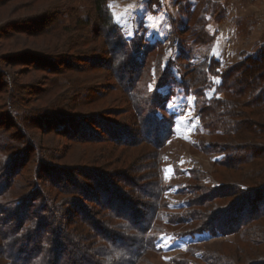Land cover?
<instances>
[{"label": "trees", "instance_id": "trees-1", "mask_svg": "<svg viewBox=\"0 0 264 264\" xmlns=\"http://www.w3.org/2000/svg\"><path fill=\"white\" fill-rule=\"evenodd\" d=\"M30 4L34 10L26 14L32 17L27 22L34 26L20 33L40 38L42 47L25 50L30 57L21 63H31L47 74L33 78L29 97L0 92L1 104L12 105L13 118L21 123L0 146V264H264V36L245 59L229 65L211 59L196 68V74L189 69L180 81L184 91L196 98L199 123L217 139L210 146L225 157L219 161L224 168L218 172L219 185L188 183L181 189L183 204L172 207L166 197L170 187L164 148L174 122L159 114L164 112L159 88L173 71L162 64L155 67L152 47L140 52L139 42L122 34L108 0ZM13 17L0 18V74L2 62L10 65L21 51L12 41L15 30H3L9 26L4 24L7 20L15 23ZM194 37L200 42L205 38L197 32ZM65 49L72 59L82 54L104 57L108 82L124 98L117 113H126L129 126L97 121L93 114L89 119H95L103 133L94 136L86 117L68 114L79 109L74 94L82 79L69 72L70 63L59 67L49 61ZM208 75L220 81L215 94L204 98ZM19 90L15 87V92ZM29 113L59 116L57 122L49 121L64 128L57 130L59 136L87 144L97 153L103 150L107 163L99 162L96 153L81 157L83 164L74 168L49 166L39 158V151L47 148L43 140L30 143L22 132L34 135L35 128L26 124ZM52 132L51 125L42 126L43 134ZM105 136L110 141L99 145L97 141ZM50 179L53 192L47 190ZM206 231L236 235L235 251L223 248L205 259L187 249L163 258L157 241L164 233L193 237Z\"/></svg>", "mask_w": 264, "mask_h": 264}, {"label": "rangeland", "instance_id": "rangeland-1", "mask_svg": "<svg viewBox=\"0 0 264 264\" xmlns=\"http://www.w3.org/2000/svg\"><path fill=\"white\" fill-rule=\"evenodd\" d=\"M31 1L35 0H0V18L11 14L14 16L13 19H16L13 24H10L12 20H7L10 23L6 21L4 24L9 26L3 30L4 32L15 30L12 41L16 48L21 50L17 53L19 55L10 59V65L4 66V61L2 62L0 92L3 95L13 91L18 97L20 95L22 98L29 97V86L35 81L33 78L42 79V76L46 77L47 74L44 70L37 71L32 68L31 63H21V60L30 57V54L25 52L39 51L42 47L40 38L29 36L25 38L23 33H20L21 30L24 32L25 28L29 30L27 28L34 26L33 23L27 22L32 17L26 15L34 10ZM108 4L114 21L121 27L122 34L127 39L139 42L140 52H144L146 46L152 47L151 55L155 56L153 64L155 67L162 64L163 68L170 67L173 71L159 88L163 96L161 106L164 109V112L159 111V114L169 119L173 118L174 122L173 133L164 148L165 175L167 185L170 187L166 191V197L172 207L180 206L183 204L182 199L185 198L181 189L188 183H205L211 187L219 185L218 172L224 169L219 161L225 157L223 152L216 151V147L210 146V142L215 143L217 139L208 135L207 129L199 123L196 98L184 91L180 81L187 77L189 69L195 70L196 74L198 71L196 68L203 67L211 59L229 65L253 54L256 45L264 36V0H108ZM76 6L73 5L74 8ZM63 12L68 13L66 10ZM0 24L2 25V21ZM195 32L205 36L202 42L195 41ZM67 54L68 50L65 49L55 57L52 56L49 61H53L55 66L59 67L66 62L70 63L69 72L82 79L74 94V98L80 100L79 109L68 111V114L79 118L86 117L85 120L89 123L94 136H101L103 133L102 127H98L95 119L92 122L89 119L93 114L96 115L97 121L110 120L115 125L120 123L121 126H129L126 113L121 115L117 113L124 106V98L120 91L114 90L112 83L108 82L109 71L103 61L104 57L98 53L82 54L72 59L67 57ZM93 56L98 59L93 60ZM92 64L97 66L91 69ZM219 81L218 76L208 75L203 90L204 98H211L215 94ZM22 86L25 88L22 89ZM15 87L20 90L15 92ZM23 91L24 93H21ZM93 96L95 98H91ZM113 110L115 112H111ZM14 113L12 105L5 108L0 102L2 124L0 146L7 144V136L15 132V126L20 127L21 123L13 118ZM28 118L31 119L26 124L35 128L34 135H29L25 130L22 132L30 143L43 140L47 148L39 151L42 154L39 158L49 166L59 169V166L70 165L74 168L83 164L81 157L97 153L87 149V144L72 143V139L59 136L57 130L61 131L64 128L60 129L57 124H49L50 120L57 122L59 116L55 118L45 113L39 115L29 113ZM40 118H44V121L42 122ZM49 125L54 132L50 135L43 134L42 126L46 129ZM130 128L135 132L132 125ZM100 138L97 141L99 145L110 141L106 136ZM39 145L42 147V142ZM102 151L97 153L99 162L107 163L108 158L101 154ZM43 153L48 154L45 155L46 158ZM50 180L47 190L53 192L56 188L54 180ZM60 240L66 241V238L62 237ZM157 243L163 249V258L168 260L187 249L209 259L214 251L223 248L228 252H234L233 248L237 247L239 242L236 235H211L206 231L193 237H176L164 233ZM76 253L77 251L74 254ZM63 261L61 255L59 262Z\"/></svg>", "mask_w": 264, "mask_h": 264}, {"label": "snow or ice", "instance_id": "snow-or-ice-1", "mask_svg": "<svg viewBox=\"0 0 264 264\" xmlns=\"http://www.w3.org/2000/svg\"><path fill=\"white\" fill-rule=\"evenodd\" d=\"M150 90H154V89H152V87L150 86ZM170 106V105H169Z\"/></svg>", "mask_w": 264, "mask_h": 264}]
</instances>
